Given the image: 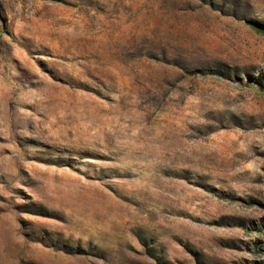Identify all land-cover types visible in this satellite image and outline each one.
<instances>
[{"label":"rangeland","instance_id":"rangeland-1","mask_svg":"<svg viewBox=\"0 0 264 264\" xmlns=\"http://www.w3.org/2000/svg\"><path fill=\"white\" fill-rule=\"evenodd\" d=\"M0 264H264V0H0Z\"/></svg>","mask_w":264,"mask_h":264}]
</instances>
